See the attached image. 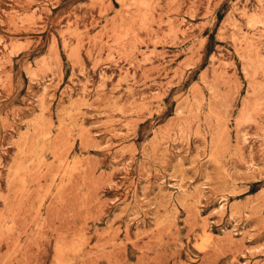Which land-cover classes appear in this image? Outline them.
Masks as SVG:
<instances>
[{"label":"rangeland","instance_id":"obj_1","mask_svg":"<svg viewBox=\"0 0 264 264\" xmlns=\"http://www.w3.org/2000/svg\"><path fill=\"white\" fill-rule=\"evenodd\" d=\"M0 264H264V0H0Z\"/></svg>","mask_w":264,"mask_h":264},{"label":"bare ground","instance_id":"obj_2","mask_svg":"<svg viewBox=\"0 0 264 264\" xmlns=\"http://www.w3.org/2000/svg\"><path fill=\"white\" fill-rule=\"evenodd\" d=\"M36 123V122H34ZM178 188H181V185H178ZM183 190V189H182ZM205 232H208V230L206 229ZM205 235V234H204ZM208 236V235H207ZM202 242V241H201ZM207 242V241H206ZM208 243V242H207Z\"/></svg>","mask_w":264,"mask_h":264}]
</instances>
